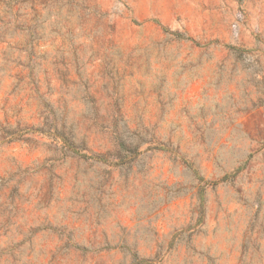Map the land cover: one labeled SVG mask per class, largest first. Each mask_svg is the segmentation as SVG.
Masks as SVG:
<instances>
[{
    "label": "rangeland",
    "instance_id": "1",
    "mask_svg": "<svg viewBox=\"0 0 264 264\" xmlns=\"http://www.w3.org/2000/svg\"><path fill=\"white\" fill-rule=\"evenodd\" d=\"M0 264H264V0H0Z\"/></svg>",
    "mask_w": 264,
    "mask_h": 264
},
{
    "label": "trees",
    "instance_id": "2",
    "mask_svg": "<svg viewBox=\"0 0 264 264\" xmlns=\"http://www.w3.org/2000/svg\"><path fill=\"white\" fill-rule=\"evenodd\" d=\"M48 126L52 130H47L52 138H54L56 141H60L62 143L61 147H66L64 153H70L72 155H78L80 157H85L86 154L82 152V149H84V144L82 143V140H78L76 135L74 134L73 130H69L68 132H64L60 130V128L57 127V124L55 123V120L51 121V123H48ZM8 130L5 131L6 136L8 137L6 139L11 140V139H20V136L14 134L13 132H10V127L8 126ZM37 129V128H35ZM39 130V129H38ZM114 137L117 139V144L118 146L123 145L122 139H119L117 136L116 132H114ZM83 144V145H82ZM104 154L103 153H93L91 158H93L95 161H103L104 160Z\"/></svg>",
    "mask_w": 264,
    "mask_h": 264
},
{
    "label": "built area",
    "instance_id": "3",
    "mask_svg": "<svg viewBox=\"0 0 264 264\" xmlns=\"http://www.w3.org/2000/svg\"><path fill=\"white\" fill-rule=\"evenodd\" d=\"M242 19V14L240 12H238L235 16V19L233 20V22L231 23V27L234 31H237L238 27H239V23Z\"/></svg>",
    "mask_w": 264,
    "mask_h": 264
}]
</instances>
